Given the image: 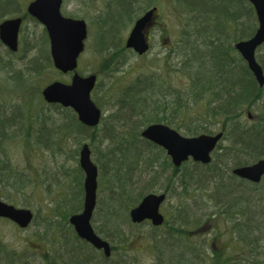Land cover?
Here are the masks:
<instances>
[{"label":"trees","instance_id":"16d2710c","mask_svg":"<svg viewBox=\"0 0 264 264\" xmlns=\"http://www.w3.org/2000/svg\"><path fill=\"white\" fill-rule=\"evenodd\" d=\"M90 1L95 2L83 0L87 4ZM167 4L173 9L171 14L182 17L180 37L170 49L175 59L174 62L171 59L170 66L177 72V82L169 83L165 73L157 69L122 85L117 92L107 89V97L114 99L113 110L102 117L98 126L90 128L83 125L72 108L59 104H53L51 108L62 117L59 115L57 118L50 114L53 111L49 113L46 109L44 117H38L39 112L34 109L44 102L43 88L36 85L35 89L33 85L23 82L26 86L30 85L32 90L28 91L29 98L24 99L21 108L15 109L14 113L22 115L17 119L26 124L25 128L30 132L28 135L34 134V141L24 138L27 145H38L40 148L48 144L56 145L58 151L66 148L70 139L74 145L72 156L76 164L66 173L72 175L76 189L68 202L58 205L64 221L58 224L54 218H50L44 226L52 231L56 225L54 230L60 231L57 242L64 248L62 255L57 257L61 263L55 256L50 258L45 255L43 259L46 264H136L122 254L116 255L119 247L125 248L124 243L130 240L121 226L130 220V209L145 194L157 192L153 187L166 170L165 165L171 169V174L167 178L169 187L164 192L183 195L185 199L174 206L177 218L175 215L174 218L169 217L171 222L167 219L160 227L150 225L153 231L147 239L154 256L153 264H264V179L260 183H252L232 173L234 167L264 157V114L259 115L258 119L253 116V119L256 117L253 121L249 120L248 115L247 118L244 116L264 98V87L259 86L235 48L237 41L252 37L258 28L254 6L248 0H109L99 23H102L104 16L115 12L111 19H125V27L146 10ZM18 5L19 0H0V18L12 15L14 9L19 8ZM41 37V42H38L41 56L48 61L47 67L54 68L45 29ZM114 39L117 38L102 40L100 46L111 44L114 49H125L122 39ZM27 46L30 50L37 47L34 44ZM261 49H264V44L258 50ZM257 59L264 64L262 56L257 55ZM98 85L93 93L100 107L96 99ZM195 105L200 108L195 109ZM0 114L2 169L9 163L3 159L1 152L9 138L10 130L7 128L11 129L9 125L14 116H7L2 111ZM173 119L180 121L184 127L187 125L185 135L188 136L208 133L210 128L207 123L218 122L225 134L223 139L229 140L230 145L219 144L209 164L188 161L176 168L166 155V163L162 162V169H159L156 165L160 161L159 156L166 152L143 138L141 132L152 123L170 125ZM48 120L52 126L50 123L47 125ZM102 122H105L104 128H100ZM12 129L18 131L17 128ZM100 139L101 144L107 142L108 146L103 149L100 148L101 144L96 146L95 141ZM83 143L89 144L92 154L97 150L100 155L99 158L95 155L101 185L99 193L104 183L108 192L105 194L102 189L104 196L97 201L94 222H99L98 234L112 240L110 257L81 239L68 221L69 216L77 212V205H83L84 176L78 164ZM137 173L140 177L148 173L145 184L138 177L137 183L140 185L134 186ZM75 202L76 205L73 204ZM212 207L216 208V213L211 212ZM123 211L128 216L123 215ZM203 211L205 214H201ZM217 216L224 217L228 230L222 235V251H216L213 243L207 244L210 255L206 252V246L200 244L201 247H198L187 241L188 229L193 226L198 229L203 223L201 218L214 220ZM164 227L167 231L161 232ZM0 264L29 262L24 260V256L7 251L0 244Z\"/></svg>","mask_w":264,"mask_h":264},{"label":"rangeland","instance_id":"374dc122","mask_svg":"<svg viewBox=\"0 0 264 264\" xmlns=\"http://www.w3.org/2000/svg\"><path fill=\"white\" fill-rule=\"evenodd\" d=\"M30 1L32 0H19V8L17 7L14 9L12 15L2 16L0 18V23L5 18L24 14ZM108 1L109 0H95V2L90 1V3L87 4L84 3L83 0H64L62 7V11L65 15L81 17L87 21L89 37L86 40V48L80 59L79 73L83 76L92 73L98 75L99 85L96 99L105 116L112 112V102L114 100L111 96L110 98L107 97V89L109 92H111V90L117 92L118 88L122 85L132 82L140 75H149V73L155 72L157 69L165 73L169 83L177 82V72L170 66L171 59L172 62L175 60L170 49H172L174 44L178 41L182 27V17L171 14L173 9H171L168 4L165 5V7L159 6L160 16H157L155 19L158 23L156 25L154 24L155 27L148 32L151 41L150 50L146 54L139 56L125 47L126 38L134 21L124 27L127 21H125V19H111V15H115V12H112L104 16L102 23H99ZM166 3L167 2L164 4ZM142 14L143 13H141V15ZM106 21L107 24L105 23ZM24 22L22 26L23 41L20 42L19 51L11 52L10 56L9 49L5 48L0 41V112L2 111L7 116H14V120H11L12 124L9 125L11 129L7 128V130H10L8 134L9 138L5 141L4 151L1 152L3 159L7 160L9 163L6 167L0 169V198L16 206L32 209L35 218L26 229L18 227L9 220L0 219V244L3 245L7 251L11 250L18 255L24 256V260H27L29 264H46L43 259L45 255L50 258L55 256L57 261L61 263L60 259L58 260L57 257V255H62L64 248L60 242H57L59 241L60 231L59 229L54 230L56 225H54L52 231H48L44 226L47 224V221L49 222L50 218H54L55 222L58 224L64 221L63 215L59 212L58 205L62 202H68L76 189L72 175L66 173V171L68 172L70 168L76 164L72 156L74 154V152H72V150H74L73 141L70 139V144H66L65 150L63 149L62 151H58L56 145L51 146L50 144H48L47 147L41 146L42 149L38 145L30 147L27 145L24 138H29L28 141H34V134L31 133L28 135L30 132L25 128L26 124L23 120L20 121L17 119L18 116L22 117V115H16L14 111L15 109L21 108V103L23 104L24 99L29 98L27 96L28 91L32 90L30 85H33L36 89V85H41L43 88V86L55 79L70 82L71 74H61L54 71V68L47 67L48 61H45L44 57L41 56V46L38 44V42H41V36L45 28L41 23L38 22L36 24L28 17L24 19ZM109 37H115L120 41L122 39V46L125 49H114V46L111 44L101 47L100 41L107 40ZM28 44H34L37 47L30 50L27 46ZM47 47L50 48L49 43ZM37 54L38 56L36 58ZM257 55H260V57L262 56L263 59L264 49L258 50ZM261 64H263L262 61ZM24 81L30 85L26 86L25 83H23ZM94 93L92 94L93 100H95ZM37 99L40 100V98ZM35 103L38 102L36 101ZM45 104H48L50 107H47ZM51 107L52 104L44 101L42 105L38 104V108L35 107L34 111L39 112L37 116L40 118L42 115L44 117V111H48L49 113L53 111L50 114L57 116V118H59V115L62 117L60 113H55L54 109ZM194 108L198 109L200 107L195 105ZM251 110L254 116L257 117H255L256 119H258L259 115H263L264 98ZM40 111H42V113H40ZM247 114L248 113L245 112L244 116L246 117ZM161 115L163 116V114ZM245 117L244 119L246 120L247 117ZM49 123L51 124L50 120H48L47 125H49ZM104 125L105 122H102L100 128H104ZM170 125L181 134L185 135L187 125L184 127L180 121L175 119L172 120ZM179 125L181 126L180 129H178ZM207 125L208 128H210V132L208 133L217 132L222 127L220 123L214 121L213 123H207ZM12 127L17 128L18 131L15 132ZM87 141L86 139L85 142ZM100 141L101 139L96 140L95 145H100ZM220 144L222 146H228L230 142L227 139H223ZM107 146L108 144L105 142L101 144L100 148L103 149ZM95 155L97 158L100 157L97 150L92 154L94 161L96 159ZM165 158L166 153H161L159 156L160 161L156 164L159 169H162V162L164 164L166 163L164 160ZM164 167L166 170L159 177L158 181H155L156 187H153V190L157 192L166 191L169 187L167 185V178L171 174V169L167 168L166 165ZM138 177L142 178L145 184V180L149 178V175L146 173L140 177L139 173H137V178L134 179V186L140 185L139 182L137 183ZM100 186L99 183L97 201L104 196L102 189L105 190V194L108 192L106 190L107 185L104 183L99 193ZM167 194L168 198L162 205L161 211L165 215L166 220L168 219V221L171 222L169 217L174 218L175 215L177 218V210H174V206L180 205V203L183 202L180 200H184L185 196L175 195V193ZM73 204L76 205L77 202ZM77 206L79 208L77 212L74 213H79L82 210L83 205L78 204ZM125 212L126 211H123V215L128 216ZM211 212L216 213V208L212 207ZM201 214H205V212L203 211ZM95 217L96 214L94 213L91 223L97 232V224H99V222H97V224L94 222ZM201 220L203 223H201L198 229L194 226L188 229L189 235L187 241L198 247H201V245L206 246L205 249L208 254L211 252L207 246L208 243H213V247L216 251H222L224 244V237L222 235L228 230V225L225 224L224 217L217 216L214 220H206V218L203 220L201 218ZM121 230L129 235L130 240L128 243H124L126 244L125 248L123 247L120 249L121 247H119L116 255L122 254L123 257L132 262L135 261L136 264H153L154 256L151 253V248L147 239L149 233L153 231L150 225L132 224L129 220L125 225L122 224ZM163 231H167V228L164 227L161 232ZM161 232L157 234H161ZM107 240L110 242L112 241L111 238H107ZM128 244H131L130 247H128Z\"/></svg>","mask_w":264,"mask_h":264},{"label":"water","instance_id":"95a60500","mask_svg":"<svg viewBox=\"0 0 264 264\" xmlns=\"http://www.w3.org/2000/svg\"><path fill=\"white\" fill-rule=\"evenodd\" d=\"M64 0H33L27 10L47 30L50 40V52L55 68L63 73L74 72L70 83L55 80L44 87L42 94L49 103H58L72 108L78 115L79 121L90 128L99 125L103 112L93 101L91 94L97 83V75L82 76L77 71L79 57L85 49L88 36V26L84 19L65 16L62 13ZM257 14L258 28L252 37L238 41L237 51L247 62L259 86H264V69L256 57L259 46L264 44V0H249ZM156 8L147 11L134 24L127 39L126 46L142 55L149 44L145 31L151 25ZM22 18L5 19L0 23V40L11 51L19 47V31ZM223 131L216 134H200L184 136L176 129L162 124L153 123L142 131V136L156 145L164 148L171 157L174 166L179 167L183 162L192 158L195 162L208 164L212 161V152L223 137ZM89 144L85 143L79 153V163L84 171V205L80 213L69 218L78 236L106 257L111 255L110 243L98 235L91 218L97 203L98 167L92 160ZM233 173L240 178L259 183L264 177V158L250 165L239 166ZM166 194H147L138 206L130 212L134 223L151 220L159 226L164 222L160 206L165 201ZM0 217H6L26 228L32 222L34 214L30 209L18 208L0 200ZM57 264V263H50Z\"/></svg>","mask_w":264,"mask_h":264},{"label":"flooded vegetation","instance_id":"af4514ba","mask_svg":"<svg viewBox=\"0 0 264 264\" xmlns=\"http://www.w3.org/2000/svg\"><path fill=\"white\" fill-rule=\"evenodd\" d=\"M156 16H160V14H159V9H158V11H157V15ZM21 17H22V26H23V24L25 23L24 22V19L26 18V17H29V18H31L29 15H27V14H22L21 15ZM158 23V21H154L153 22V24L151 25V27L149 28V30L148 31H146L147 33H146V37H147V39H149V41H150V36L148 35V32L150 31V30H152V28H154L155 27V25ZM155 24V25H154ZM21 26V31H20V39H19V41H21L22 42V27ZM150 44H151V41H150ZM19 51V50H18ZM148 225H150L151 223H150V221L149 222H146Z\"/></svg>","mask_w":264,"mask_h":264}]
</instances>
